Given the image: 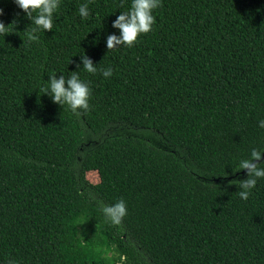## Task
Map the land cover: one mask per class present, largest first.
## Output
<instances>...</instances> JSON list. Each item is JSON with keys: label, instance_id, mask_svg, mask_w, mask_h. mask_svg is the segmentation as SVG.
<instances>
[{"label": "trees", "instance_id": "16d2710c", "mask_svg": "<svg viewBox=\"0 0 264 264\" xmlns=\"http://www.w3.org/2000/svg\"><path fill=\"white\" fill-rule=\"evenodd\" d=\"M131 4L60 0L29 41L0 0L16 21L0 35V264H264V178L246 201L230 183L253 149L264 161V0H161L151 32L108 50ZM72 72L92 92L80 116L42 91ZM121 199L114 225L101 204Z\"/></svg>", "mask_w": 264, "mask_h": 264}, {"label": "clouds", "instance_id": "9594fccd", "mask_svg": "<svg viewBox=\"0 0 264 264\" xmlns=\"http://www.w3.org/2000/svg\"><path fill=\"white\" fill-rule=\"evenodd\" d=\"M15 4L23 10L26 16L34 23L35 27L28 32L29 41L38 40L36 32L53 30V14L60 5V0H14ZM161 0H132L130 11L123 12L112 23V27L119 30L120 35H109L107 38L108 50L117 49V46H126L132 48L139 43V37L152 31L156 19L153 11L161 7ZM35 13V15H34ZM4 15L3 8H0V16ZM79 15L82 18H90V11L87 4L79 7ZM5 26L0 20V35L10 34V27L15 24ZM83 68L88 72L95 74L97 72L92 60L86 55L81 56ZM80 67V65H77ZM111 68L102 71L105 78L112 76ZM48 87L42 91L44 94L51 96L54 103L61 106L67 105L72 113L80 116L82 112L90 110L91 89L87 83L81 80L77 72H72L71 76L65 78L61 75L59 78L53 75L49 78ZM260 127L264 128V120L260 121ZM264 161H262V152L253 149L250 158L243 159L239 162L234 172L246 170L247 179L230 181L232 184H238L241 191L239 196L243 200H248L252 190L256 187L257 180L264 178ZM101 208L105 216L114 224L120 225L123 218L127 215V205L123 199L113 205L101 204ZM9 264H15V261H9Z\"/></svg>", "mask_w": 264, "mask_h": 264}, {"label": "rangeland", "instance_id": "374dc122", "mask_svg": "<svg viewBox=\"0 0 264 264\" xmlns=\"http://www.w3.org/2000/svg\"><path fill=\"white\" fill-rule=\"evenodd\" d=\"M86 179L91 182L92 184H96L99 182V178L98 175L96 174V172H89L86 174ZM86 234L87 237L92 241L95 240V236L93 233V230L91 228H87L86 229Z\"/></svg>", "mask_w": 264, "mask_h": 264}, {"label": "water", "instance_id": "95a60500", "mask_svg": "<svg viewBox=\"0 0 264 264\" xmlns=\"http://www.w3.org/2000/svg\"><path fill=\"white\" fill-rule=\"evenodd\" d=\"M263 156H264V154H263Z\"/></svg>", "mask_w": 264, "mask_h": 264}]
</instances>
